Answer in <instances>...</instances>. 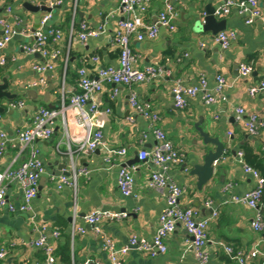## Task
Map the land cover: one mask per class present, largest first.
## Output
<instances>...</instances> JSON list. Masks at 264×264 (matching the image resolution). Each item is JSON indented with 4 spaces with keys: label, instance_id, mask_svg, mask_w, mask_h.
Masks as SVG:
<instances>
[{
    "label": "crops",
    "instance_id": "crops-1",
    "mask_svg": "<svg viewBox=\"0 0 264 264\" xmlns=\"http://www.w3.org/2000/svg\"><path fill=\"white\" fill-rule=\"evenodd\" d=\"M59 1L61 4L51 12L53 17L49 26L60 28L64 39L59 44H50L49 49H61V56L54 62L55 70L43 75L47 86L29 88L41 76L33 69L34 65L46 63L49 58L39 53L29 54L25 46L33 43L32 34L41 29V21L48 12H30L23 5L31 2L49 7L50 0H16L11 13H7L6 4L0 0V19H7L15 31L13 39L2 51L7 62L0 66V83L8 78V91L16 95L12 101L2 99L0 102L6 109L1 114L3 121L0 130L8 137L26 129L41 107H59L64 75L65 96L69 98L79 93L78 80L72 77L79 68L85 67L91 77L97 78L98 65H119L120 55L114 33L124 17L119 11L120 0H78L76 15L70 24L65 22L67 13L74 9V0ZM165 3L166 0H150L144 21L156 23ZM220 4L218 0H178L175 3L178 19L174 32L161 28L154 40L138 41L135 35L130 38L132 51L140 56L137 68L143 70L148 66H162L168 75L131 87L104 85L103 93L99 96L100 108L101 111H111L101 121L104 143L111 149H127L125 157L114 156L108 163L103 148L94 152L79 151L74 139L81 136L85 129L77 125L71 110L66 113V124L62 116L56 119L54 134L50 139L34 143L45 169L39 180L40 191L33 201L32 211L11 212L8 207H0V250H7V256L0 260V264H39L43 253L33 246V242L40 237L43 228L50 236L54 230L60 232V237L51 238L56 249L57 264H83L86 260L110 264L101 238L85 222V216L94 210L127 214L126 218L118 221L101 223L104 233L113 238L118 247L128 245L132 236L140 240L153 239L160 215L166 207L167 190L151 187L150 181L156 167L138 158L142 150L154 149L157 141L152 135V121L132 107V91L139 103L148 106L159 116L157 127L166 133L178 151L185 154V164H172L165 173L185 189L180 205L194 208L201 218L213 216L212 209L217 213L208 230L209 264H239L226 255V245L232 246L236 252L257 253L252 264H264V234L251 227L255 211L245 204L231 202L233 196L242 197L255 185L254 179L244 173L238 152L248 146L264 163V126H261L264 124V91L255 96H250L248 92L252 86L264 81V25L260 21L246 24V16L237 9L217 18L227 21L225 31L237 33L231 47L224 51L214 41L212 34H196L192 29L196 7L205 15L207 5L216 10ZM260 9L264 14V2L260 3ZM82 22L95 30H103V34L86 43L77 37L70 42L71 26L76 24L78 30ZM2 33L0 27V38ZM93 58H98L99 62H94ZM243 63L254 68L246 78L240 75ZM202 76L207 78L209 94L216 85V78L223 76L227 80L224 98L208 104L205 93L200 92L196 97L187 99L184 109H178L172 93L176 82L199 86ZM50 87L53 90L47 97ZM29 91H35L36 95L28 94ZM19 102H23L24 106L11 107ZM34 107H37L36 111ZM240 107L245 109L246 114L258 115L257 135L248 132L247 115L238 117L236 110ZM201 118V127L213 136H219L226 152L224 158L216 163L212 179L199 190L197 177L191 176L190 171L194 165L202 164L206 153L215 148L211 145L206 149L202 147V139L194 127ZM233 151L237 154L233 155ZM23 159L24 155L18 157V151L7 145L0 156V172L14 160V168L18 167ZM122 166L132 169L134 174V194L129 197H125L118 187ZM73 168L87 169L89 174L80 175L76 187L58 189L59 174L71 172ZM227 183H233V188L230 193H223ZM5 185L7 202L19 207L24 200L23 188L17 182L6 181ZM208 202H211L210 206ZM74 225L85 228L86 234H73ZM66 244L69 263L64 262L60 255V248ZM167 244L168 251L157 257L133 250L125 257L124 264H199L193 253L192 238L181 225L168 237Z\"/></svg>",
    "mask_w": 264,
    "mask_h": 264
},
{
    "label": "built area",
    "instance_id": "built-area-1",
    "mask_svg": "<svg viewBox=\"0 0 264 264\" xmlns=\"http://www.w3.org/2000/svg\"><path fill=\"white\" fill-rule=\"evenodd\" d=\"M6 4L7 13L12 12V5L16 0H1ZM178 0H166L165 8L158 15L157 22L151 24L144 21V15L148 10L150 0H120L119 11L124 15L118 23V28L114 33V41L121 50L118 66H100L97 67L98 77H91L85 67L78 69L79 76V93L69 98L65 96V75L62 81V102L59 108L50 109L41 107L35 114L33 122L24 130L18 131L13 137L0 130V156L4 154L7 145L18 151V157L24 155L22 163L14 168V162L8 165L4 171L0 172V207H8L11 212L15 211H32L33 201L39 193V180L45 173L44 164L39 157V151L35 148L34 143L37 141L48 140L54 134V124L59 116H62L63 123L66 124L67 111H73L78 126L84 127V133L76 137L74 142L77 143L79 151L94 152L103 148L106 151V161L111 162L112 157L127 155V149H111L105 146L103 135L104 115L111 111H101L99 96L103 93L104 85H125L131 87L135 84H143L150 80L163 78L168 72L162 66H148L143 70L137 68L136 64L140 60V56L134 53L130 47V38L135 35L138 41L146 39L154 40L158 37L161 28L170 32L177 29L178 13L175 3ZM221 4L215 10V16L221 18L227 15L232 9H237L241 15H245L246 24L250 25L256 21L262 22L264 25V14L261 12L260 3L264 0H218ZM74 16L76 15V7L78 0H74ZM59 0H50L49 7L55 8L60 5ZM52 13H48L41 21V29L32 34L33 43L25 46V50L29 54H41L48 57L49 61L43 64L34 65L33 69L41 76L39 80L34 81L29 88L46 87L47 81L43 76L46 72L55 70V60L61 56V49H49L50 44H59L64 39V33L60 28L49 26L52 19ZM0 27L2 28V37L0 38V66H4L7 58L2 55L3 49L11 42L15 31L12 24L7 19H0ZM103 30H95L88 23L82 22L79 29L76 30L74 25L70 29V42L77 37L82 43H86L91 38H98L103 34ZM237 33L235 31H223L214 36V41L220 45L225 51L228 50L232 42L236 40ZM68 58V56H67ZM98 63V58H93ZM252 65L243 63L240 66V75L243 78L248 77L253 72ZM227 87V80L223 76L216 78V85L210 92H207L208 81L205 76L200 79L199 86H189L183 81H177L172 89L175 105L178 109H184L187 99L196 97L200 92L205 93V99L208 104H214L217 100L224 98V92ZM264 91V81L258 85L252 86L248 92L250 96H255L259 92ZM117 91L114 92V95ZM130 103L136 111L143 114L144 117L152 121V135L157 141V146L150 150H142L138 158L142 162H150L156 167V171L152 174L150 185L157 189H166V207L159 218L157 231L151 241L140 240L136 236H132L128 245L118 247L113 238L106 235L101 227L104 221H118L126 218L125 213H113L110 211L94 210L85 216V222L92 227L96 235H98L103 243V249L107 253L110 264H124L125 257L131 251H138L150 257H157L168 251L167 239L174 233L176 227L181 225L192 238L193 253L199 264H209L210 252L208 249L209 226L213 217L217 213L213 212V216L208 218L199 217L194 208L182 207L179 203L180 198L185 193V189L178 186L175 182L166 176L168 167L172 164H185V154L178 151L172 142L168 139L166 133L157 127L159 116L153 113L148 106L139 103L137 95L132 91ZM24 103L19 102L12 104V108L23 107ZM238 117L248 116L247 129L250 135L258 134L259 118L255 113L246 114L245 109L237 108ZM132 120V119H131ZM3 116L0 114V123ZM133 121V120H132ZM261 125V124H260ZM261 126H264L262 124ZM231 134V133H230ZM237 157L242 163V169L245 174L250 175L255 182L254 187L242 197L233 196L232 203H241L247 205L255 211V217L251 222V227L256 232L264 234V203L262 201L264 193V177L259 170L253 168L244 161V153L238 152ZM69 175H61L57 180L58 189L65 186L76 187L77 179L80 175H88L87 169L77 170L73 168ZM6 181L17 182L24 191L23 203L16 207L9 204L6 199ZM118 187L125 197L134 194L135 179L133 170L122 166L118 175ZM233 183H227L222 192L230 193ZM208 206L211 202L207 203ZM86 234V229L82 227L72 228V233ZM60 232L54 230L50 234L46 228L42 229L40 237L33 242V246L43 250L45 259L39 264H56L55 247L51 242V238L57 239ZM226 255L238 262L239 264H252V260L257 253L244 254L236 252L232 246L224 247ZM7 256V250H0V260ZM264 257V255H263ZM83 264H99L91 260H86Z\"/></svg>",
    "mask_w": 264,
    "mask_h": 264
},
{
    "label": "water",
    "instance_id": "water-1",
    "mask_svg": "<svg viewBox=\"0 0 264 264\" xmlns=\"http://www.w3.org/2000/svg\"><path fill=\"white\" fill-rule=\"evenodd\" d=\"M23 7L30 11V12H48L51 13L55 8L46 7L43 5L37 6L31 2H25ZM193 31L198 33H210L213 36H216L218 33L223 32L227 29V21L226 20H218L215 16V9L212 6L207 5L205 7V15H202L199 12L198 8L196 7L195 12L193 13ZM10 86L8 78H4L0 83V102L2 99H7L9 101L14 100L16 98L14 94L8 91ZM53 90L52 87L48 89L46 94L49 97L50 92ZM28 94L36 95L35 91H29ZM53 107L51 106V109ZM34 110H37V107H34ZM6 109L0 104V114H4ZM203 123V118L200 119L198 123H195L194 127L197 130L198 134L200 135L202 141V147L207 148L210 145L215 147L214 150H209L204 159L202 164L194 165L193 169L190 171L191 176L197 177V187L199 190L202 188L212 179L215 174V165L219 161L224 158V154L226 152V147L224 142L220 139L219 136H213L210 132L205 131L201 125ZM237 152L233 151V155H236ZM66 166V165H64ZM186 168V165L183 166ZM65 168V167H64ZM69 171H65L59 174L60 175H69ZM40 191V187H39ZM214 212V209H212Z\"/></svg>",
    "mask_w": 264,
    "mask_h": 264
},
{
    "label": "trees",
    "instance_id": "trees-1",
    "mask_svg": "<svg viewBox=\"0 0 264 264\" xmlns=\"http://www.w3.org/2000/svg\"><path fill=\"white\" fill-rule=\"evenodd\" d=\"M73 18H74V9L72 8L67 13V18H66L65 24H70L71 21H73ZM74 28L77 30L78 26L76 24H74ZM118 53H119V55L121 54V50L119 48H118ZM66 72L68 73V69H67ZM72 77L75 80L77 79L78 82H79L78 70H77V72L72 74ZM57 108H59V107H57ZM242 152L244 153V161L247 164H249L250 166H252L253 168L259 170L260 173L262 174V176L264 177V163H263V160L259 157V155L256 154L253 151V149H251L248 146H244ZM262 201L264 203V193H263ZM41 251L43 253V259H42V261H43L45 259V255H44L43 250H41ZM60 255H61L62 259L64 260V262H68L69 263L70 255H69L68 244H66V245H64L63 247L60 248ZM55 256H56V249H55ZM17 264H22V263H17ZM56 264H57V260H56Z\"/></svg>",
    "mask_w": 264,
    "mask_h": 264
}]
</instances>
